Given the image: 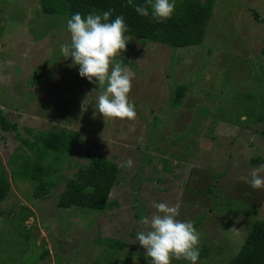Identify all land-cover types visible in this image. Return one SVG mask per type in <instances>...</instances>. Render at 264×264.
Masks as SVG:
<instances>
[{
  "label": "rangeland",
  "instance_id": "obj_1",
  "mask_svg": "<svg viewBox=\"0 0 264 264\" xmlns=\"http://www.w3.org/2000/svg\"><path fill=\"white\" fill-rule=\"evenodd\" d=\"M36 2L0 0V110L16 125L0 128V163L9 180L0 201V264H118L129 252L130 264H146L135 239L146 226L138 221L159 202L197 226L198 264L231 260L252 224L264 222V187L249 183L255 169L264 176V123H254L264 116V0H214L197 47L173 50L131 39L122 59L134 73L132 121L96 112L103 86L80 77L71 59L59 55V44L69 39L68 18L35 13ZM45 64L46 75L31 86ZM180 85L185 99L173 108ZM52 127L80 135L70 159L55 165L60 175H72L87 162L85 154L121 167L104 211L58 208L59 179L45 199L32 197L28 180L12 181L16 167L8 162L15 154L34 157L24 140ZM49 158L44 166L54 161ZM119 242L123 250H110Z\"/></svg>",
  "mask_w": 264,
  "mask_h": 264
},
{
  "label": "trees",
  "instance_id": "obj_2",
  "mask_svg": "<svg viewBox=\"0 0 264 264\" xmlns=\"http://www.w3.org/2000/svg\"><path fill=\"white\" fill-rule=\"evenodd\" d=\"M134 2L143 3L144 0H134ZM36 4L38 11L35 13L40 11L43 15L65 18H70L75 12L85 14L93 10L103 12L111 8L114 9V13L110 19L116 15H123L129 25L132 39L144 44L164 45L174 50L201 45L207 23L212 16L214 0H176L172 18L164 23H157L150 18L140 17L127 0H37ZM253 15L256 19L258 18L256 13ZM28 32L34 35L32 29H29ZM41 37H35V39ZM261 55L264 56V46ZM45 69L46 64L43 68L35 71L30 81L31 86L41 82L46 75ZM186 89L184 85L174 89L171 101L173 108L178 107L185 99ZM254 123H264V116H257ZM2 127L5 131H15L16 129V125L11 124L0 110V128ZM26 131L30 132L27 129ZM78 140L80 141V135L75 131L64 128L55 129L54 127L39 133V136L35 137L33 141L24 140L23 145L28 147L34 157L15 154V159L8 162V164L16 167H12L10 170L12 181L15 183L18 181V177L22 178L23 181L28 180L32 185V187L29 185L33 191L32 197L45 199L53 196L52 191L59 183L56 179H59L64 184L63 190L57 197L58 208L104 211L109 207V196L112 189L117 185L121 167L112 159L100 155L85 154L87 162L77 164L76 171L72 175L69 177L60 175L61 169L59 166L56 168L55 165H60V161L70 159L71 149ZM18 149L21 147L18 146ZM50 156L54 161L49 163L48 167L44 166L43 163L48 161ZM8 185L9 180L0 163V201L7 197ZM1 228L3 227L0 226ZM114 244H110V250L121 251L126 247L122 242ZM205 250V255H207L208 250ZM201 252L200 256L203 255ZM114 254L116 255L115 252ZM140 255L144 254L140 253ZM133 257L134 253L129 252L118 264H130ZM108 260V264H117L116 259ZM221 264H264V222L255 221L238 253L228 262Z\"/></svg>",
  "mask_w": 264,
  "mask_h": 264
},
{
  "label": "clouds",
  "instance_id": "obj_3",
  "mask_svg": "<svg viewBox=\"0 0 264 264\" xmlns=\"http://www.w3.org/2000/svg\"><path fill=\"white\" fill-rule=\"evenodd\" d=\"M137 15L157 23L170 20L175 12L176 0H127ZM114 9L73 13L66 20L65 31L69 39L58 46L63 60L71 59L78 67V75L89 83L103 86L96 97L95 109L103 119L132 121L136 118L134 103L130 100L134 73L123 63L122 53L132 39L129 25L123 15L113 17ZM128 165L131 166V160ZM264 168V165H260ZM251 173L250 186L264 187V176ZM156 212L142 216L139 224L146 230L136 233V242L144 250L146 264H171L173 260L185 264H198L200 233L194 223L178 219L175 207L159 202L152 205Z\"/></svg>",
  "mask_w": 264,
  "mask_h": 264
}]
</instances>
